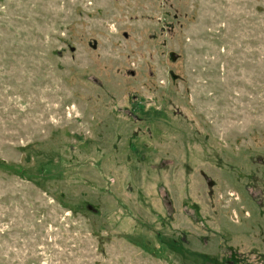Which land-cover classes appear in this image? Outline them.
I'll use <instances>...</instances> for the list:
<instances>
[{"label":"rangeland","instance_id":"rangeland-1","mask_svg":"<svg viewBox=\"0 0 264 264\" xmlns=\"http://www.w3.org/2000/svg\"><path fill=\"white\" fill-rule=\"evenodd\" d=\"M0 264H264V0H0Z\"/></svg>","mask_w":264,"mask_h":264}]
</instances>
